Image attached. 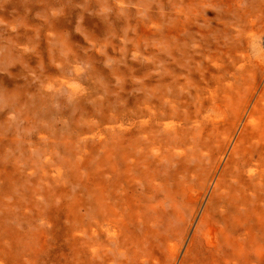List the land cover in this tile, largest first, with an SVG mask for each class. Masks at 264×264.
<instances>
[{"label": "bare ground", "instance_id": "1", "mask_svg": "<svg viewBox=\"0 0 264 264\" xmlns=\"http://www.w3.org/2000/svg\"><path fill=\"white\" fill-rule=\"evenodd\" d=\"M58 1L0 0V264H264V0Z\"/></svg>", "mask_w": 264, "mask_h": 264}, {"label": "rangeland", "instance_id": "2", "mask_svg": "<svg viewBox=\"0 0 264 264\" xmlns=\"http://www.w3.org/2000/svg\"><path fill=\"white\" fill-rule=\"evenodd\" d=\"M51 1H53V0H51ZM55 1V0H54ZM66 4H67V2H71V0H63ZM77 1L78 0H75L74 1V7L72 8V12H77V11H79V9L80 8H82L83 6L82 5H79L78 3H77ZM58 2H62V0H59ZM17 6V5H16ZM80 7V8H79ZM20 7L19 6H17V9H19ZM77 8H79V9H77ZM10 14H15V8L14 7H12V8H9L8 10H7ZM93 11H95V9H89V10H87V12L88 13H90V12H93ZM9 14V15H10ZM30 15H31V17H33L34 19H36L37 17H39V12L37 11V10H34V11H31V13H30ZM34 19H29V21L31 22V21H35L36 22V20H34ZM73 27H75L76 26V24H73L72 25ZM3 34V27H0V38H1V35ZM3 37V36H2ZM0 76L2 77V76H4L5 77V79H6V77H7V79L8 80H10V81H12V80H21V77L19 76V75H15V76H12V75H7L4 71L3 72H0ZM10 84V83H9ZM33 223V222H32ZM25 235H27V234H25ZM49 235V234H48ZM54 240L50 237V236H48V245H50L49 246V248L47 249L48 250V253L49 254H47V253H44V256H41L40 258H41V261H43V260H46V262H45V264H56V260H57V246H58V242H53ZM117 261V260H116Z\"/></svg>", "mask_w": 264, "mask_h": 264}]
</instances>
